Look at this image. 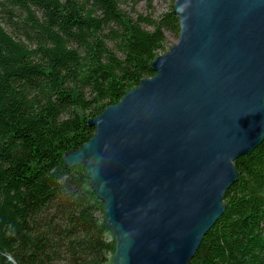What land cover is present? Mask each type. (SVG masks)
Returning a JSON list of instances; mask_svg holds the SVG:
<instances>
[{"label": "trees", "instance_id": "1", "mask_svg": "<svg viewBox=\"0 0 264 264\" xmlns=\"http://www.w3.org/2000/svg\"><path fill=\"white\" fill-rule=\"evenodd\" d=\"M122 0H0V264H111L104 201L64 155L167 52L179 17ZM227 207L190 264H264V141L236 161Z\"/></svg>", "mask_w": 264, "mask_h": 264}, {"label": "water", "instance_id": "2", "mask_svg": "<svg viewBox=\"0 0 264 264\" xmlns=\"http://www.w3.org/2000/svg\"><path fill=\"white\" fill-rule=\"evenodd\" d=\"M178 41L64 155L104 201L111 264H190L264 141V0H176Z\"/></svg>", "mask_w": 264, "mask_h": 264}, {"label": "rangeland", "instance_id": "3", "mask_svg": "<svg viewBox=\"0 0 264 264\" xmlns=\"http://www.w3.org/2000/svg\"><path fill=\"white\" fill-rule=\"evenodd\" d=\"M172 3V0H122V7L135 17L139 14H145L158 19L163 13L170 10ZM167 36L168 51L178 41L179 37H176L171 31L167 32Z\"/></svg>", "mask_w": 264, "mask_h": 264}]
</instances>
